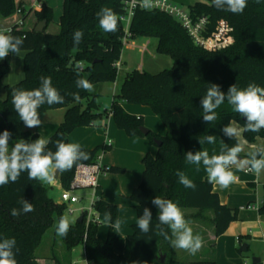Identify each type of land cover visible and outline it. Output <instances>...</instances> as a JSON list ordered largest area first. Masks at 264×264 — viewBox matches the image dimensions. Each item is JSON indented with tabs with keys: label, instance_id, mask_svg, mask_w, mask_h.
Wrapping results in <instances>:
<instances>
[{
	"label": "trees",
	"instance_id": "trees-1",
	"mask_svg": "<svg viewBox=\"0 0 264 264\" xmlns=\"http://www.w3.org/2000/svg\"><path fill=\"white\" fill-rule=\"evenodd\" d=\"M129 0H63V14L60 18L56 34L47 33L53 21V10L43 4L41 11L35 12L36 26L46 21L43 33L19 28L13 24L11 35L24 39L21 48L25 52L23 58V79L16 85L6 86V96L0 98V133L5 129L12 133L10 141L21 139L31 142L38 134L24 130V123L20 121L12 104L14 88L33 90L40 87L41 77H50L52 85L64 97L62 104L51 106L44 104L39 109L40 118L52 110L67 109L64 121L50 137L46 151L56 150V142H69V137L78 128L91 127L108 119L110 115L116 126L129 137L139 136L148 138L155 143L161 141L155 157L146 155L142 163L144 173L140 184L134 188L129 200L135 203L137 218L143 214L145 207L152 212V231L145 235L132 227V234L128 239L129 256L125 255V245L118 238L113 228L104 241L98 237L99 226L91 224L86 227V220L82 224L76 222L70 225L66 237H60L69 255L79 245L84 246L85 260L88 264H215L208 260L184 262L176 257L175 248L169 240L159 235L158 210L152 205L155 196L171 199L181 210H195L196 214L188 216L189 220H208L216 237L223 235L231 223L238 220V210L223 205L214 184H210L203 166L199 170L196 166L185 162V152L202 149L209 154H220L223 144L229 147L237 141L228 139L221 129L230 120L238 121L241 126L244 120L232 110V106L225 101L216 109L217 120L205 123L200 106L201 97L206 94L209 84H217L227 93L232 84L245 88L249 83H256L264 87V0H247V7L242 14H232L218 10L212 6L211 0L207 4H197L190 9L192 16H206L210 21V31L216 29L218 23L224 20L230 27V35L234 44L220 51L210 52L197 46L181 27L169 15L158 10H138L135 12L129 26L131 40L140 38L157 41L156 53L167 56L172 60L170 69L153 74L148 71H128L120 83L119 91L113 97L109 110L100 112L97 96L76 87L78 79L75 66L82 63L83 71L79 77L89 80L92 85L101 83H115L120 72L116 64L122 59L124 27L121 18L125 14V5ZM111 8L118 16V30L114 33L105 32L99 25L97 13L101 8ZM21 9V19L25 20L31 13L23 4H16V0H0V18L7 19ZM82 30L84 35L78 47L73 45V33ZM11 54L0 63V81L11 69ZM80 96L79 101L74 95ZM141 105L151 108L152 112L165 125L166 136L159 137L152 131L142 134L143 119L128 114L123 104ZM93 122L95 124L93 125ZM206 135H215V144L200 145L198 140ZM243 138L249 144L257 139H264V129L259 132H244ZM89 154L87 161L81 164H94L102 152L108 147H97L93 150L82 149ZM59 173V180L64 190L70 188L76 168ZM177 171H183L189 179L197 185L195 190L186 189L178 182ZM109 173L122 174L124 169L109 167ZM264 194V186H263ZM26 199L34 206V211L22 213L17 217L10 215L13 208L20 209V201ZM95 209L101 216H109L112 225L116 221L117 205L109 204L103 199L95 203ZM66 205L57 204L49 195L48 188L38 180H29L27 173H22L15 183L0 186V239L15 238L17 241V264H37L36 252L41 246L44 236L56 225L66 212ZM210 212L212 217H207ZM260 215H264V195L258 208ZM171 237V231L166 225H161ZM86 241L84 242V237ZM240 255L242 253L239 252ZM161 256H166L163 262ZM56 264H62L54 258Z\"/></svg>",
	"mask_w": 264,
	"mask_h": 264
},
{
	"label": "clouds",
	"instance_id": "clouds-1",
	"mask_svg": "<svg viewBox=\"0 0 264 264\" xmlns=\"http://www.w3.org/2000/svg\"><path fill=\"white\" fill-rule=\"evenodd\" d=\"M261 0H256L260 3ZM212 6L218 10L228 11L232 14H242L247 7V0H211ZM140 7L150 9L153 7V0H140ZM100 27L105 32L114 33L118 30L119 19L117 14L111 8H101L97 13ZM83 31L76 30L73 33V45L78 47L83 39ZM24 39L14 36L9 32L0 31V60H4L9 54L19 56ZM83 64L77 63L75 71L78 79L76 87L84 91L92 92L94 87L92 83L79 77V72L83 71ZM74 100L79 101L80 96L73 94ZM225 101L232 106V110L243 120L241 126L238 121L230 120L221 132L228 139H235L237 142L229 147L223 144L220 154H209L206 149H200L195 152L189 150L185 152V162L196 166L199 170L203 166L207 173V179L210 184L218 185L220 188H228L231 184L238 182L239 177L230 170L235 166L238 170L255 172L257 176L264 171V147L253 146L248 152L247 158H240V153L244 151L246 140H241L244 132H259L264 129V87L252 82L245 88L232 84L227 93L223 92L219 85L209 84L206 94L201 97L200 106L204 115L202 119L205 123H212L217 120L216 109ZM64 97L52 85L50 77H41L40 87L33 90H24L14 88L12 91V104L27 128H40L42 120L38 109L47 104H62ZM95 122H93V125ZM12 133L5 129L0 133V186L10 182L15 183L22 173H27L29 180H38L42 183L52 184L58 173L70 171L78 162L87 161L89 154L82 150L78 143L56 142V150L46 151L49 140L38 137L31 142L21 139L10 146L9 141ZM215 135H206L198 143L202 146L205 143L215 144ZM108 144L111 141H107ZM178 182L186 189L195 190L197 185L183 171H177ZM158 210L157 219L159 221L158 234L164 239L169 240L174 248L186 250L195 254L203 246L202 237L194 235L193 229L185 219L183 212L177 203L171 199L155 196L151 200ZM21 208H13L10 215L17 217L22 213L33 212L34 206L26 199L20 201ZM153 220L152 212L149 208L143 209V214L139 216L137 228L145 235L152 231L151 222ZM161 225H166L171 231V237ZM119 227V224L116 225ZM70 230V222L66 216H61L56 225V235L66 237ZM15 238L0 239V264H17L16 255L18 249Z\"/></svg>",
	"mask_w": 264,
	"mask_h": 264
},
{
	"label": "crops",
	"instance_id": "crops-1",
	"mask_svg": "<svg viewBox=\"0 0 264 264\" xmlns=\"http://www.w3.org/2000/svg\"><path fill=\"white\" fill-rule=\"evenodd\" d=\"M169 1L179 6L188 4L190 6L188 10L192 9L197 4H201L199 1L204 2V4H207L205 0ZM55 2H57V0H16V4H23L26 9L31 10V13L25 20L24 29L31 30L36 26L37 21L34 14L35 12L41 11V8L43 7L42 5L45 4L53 10V18L55 12H57L58 15V18L55 20V31L49 32L50 27H48L47 33H58V24L63 14V0L57 3ZM19 18L21 17L15 15L7 19L0 18V31H7L10 27L13 26L15 22H17L16 20H18ZM131 41L132 43L129 47L136 50H140L142 53H149L153 55V51H156L157 49L158 43L155 42L153 45V39L140 38ZM19 55L20 56H17L15 54L10 55L11 71L9 75L3 79L6 82L4 87L16 85L17 80H19L20 82L24 77L23 58L25 56V52L20 51ZM153 59L154 61L159 60V58H156V56H153ZM3 62L4 60H0V63ZM120 63L121 69L124 64H127L126 61H124L123 59H121ZM170 63L172 66V62ZM137 70L143 71L142 63L140 64V67ZM12 72H15L16 74L15 81L8 80V77L12 74ZM103 84L108 85L109 83H101V85ZM111 84H113V87L109 89V94L114 97L118 92V84L117 82ZM1 92L2 90L0 88V98L4 100L6 96V91H3L4 95H2ZM94 96L98 95L96 94ZM123 107L128 114L142 118L143 123L145 124L144 127H147L154 134L162 138L166 136L165 125H163V123L158 120L159 118L152 112L151 108L141 105H129L126 103L123 104ZM66 111L67 109L48 111L41 119L42 125L40 128H27L24 125V130L30 132V134H38V136L49 140L50 137L55 133L58 126L64 121ZM56 117H58V119ZM241 140H244L243 133L241 136ZM107 141H111V143L108 144ZM69 142L78 143L82 149L88 150H93L97 147H108L109 150L106 152H102L103 154H101L98 158L101 164L107 168L119 167L124 169L125 173L122 174L111 173L112 175H115L114 177H112L118 179L117 181L120 185L117 193L118 195H115L110 191L106 179L102 177L99 178L98 193H100V199H103L109 204L117 205L118 213L116 221L113 225L112 223H109V226L113 228L114 234L123 241L126 248L125 255L129 256L128 239L129 236L132 234L133 225L138 222L136 205L135 203L129 200V196L131 195L132 191L135 190L134 188H136L141 182L142 175L144 173V164L142 163L143 158L146 155H151L152 157H155L158 151V146L152 141H150L148 138L139 136L129 137L123 130H120L116 126L111 115L108 119H105V126L102 125L101 121L100 123H97L96 125L91 127L76 129L71 133L69 137ZM254 145L257 147H264V139H257L254 144H249L247 142L244 145V151L240 153V157L247 158V154L249 152L247 151V148H249L251 151ZM119 152H127L129 154V157L134 160L136 170L133 171V175L130 179L122 178L126 177L125 175L130 169L127 167L128 161H116L115 155ZM137 165L141 166V168L137 167ZM230 170L233 171L234 174L239 177L238 182L231 184L228 188H220L218 185L214 184V191L217 192L220 201L223 205H226L231 209L238 210V220L231 223L227 231L223 235H221L220 237H216L213 233L212 226L208 220L186 219L188 216L196 214L195 210H193V212L191 213L183 212L184 217L189 222L191 228L194 225L200 226L197 235H200L205 238V240H203V244H208V254L202 253L201 257L203 258H201L200 260L212 261L215 262V264H240V260L238 257L240 254L238 252V249H236V246H238L239 244L240 247H242L243 245L247 246L246 252L250 254L251 259H261L260 264H264V215H260L258 212V208L262 202L264 195V171H262L261 174L257 176L255 172L247 174L245 173L246 169L238 170L235 166H232ZM51 186H53L52 188L56 187L61 191L63 190L59 179L54 181ZM91 195L92 194H90V196ZM54 201L56 203L59 202V200ZM81 208L87 207H79L76 208V210H79ZM206 215L207 217H212L210 212H208ZM117 224H119V227H116ZM98 237L100 240L104 241L107 236L105 237V239L100 237L98 230ZM49 247L50 246H47L48 251ZM75 249H73L71 252L74 253ZM44 250L45 247L42 251ZM175 251L178 260L184 262L189 261V258L191 256L190 252L178 248H175ZM71 254L67 255L66 252L60 251L57 254L53 253L49 256L42 254L44 255V257L36 255L37 264H56L54 258H58L62 261V264H64V257L69 258ZM163 257H165L166 261V256H161V259ZM244 264H248V262H244Z\"/></svg>",
	"mask_w": 264,
	"mask_h": 264
},
{
	"label": "rangeland",
	"instance_id": "rangeland-1",
	"mask_svg": "<svg viewBox=\"0 0 264 264\" xmlns=\"http://www.w3.org/2000/svg\"><path fill=\"white\" fill-rule=\"evenodd\" d=\"M57 2H61V0H57ZM55 2V3H57ZM201 4H204V2L199 1ZM183 7V9L188 10L190 8V6L187 4L181 6ZM58 18L57 12L54 13V20L53 22L50 23V28H49V32H54V28H55V20ZM132 43V41H130ZM153 45L155 42H157L156 40L153 39ZM130 43V44H131ZM129 44V46H130ZM125 47L123 52H122V59L124 61H126L127 64H124L122 69L120 70V74L117 80V84H118V88L117 91H119V86L121 81L123 80L124 76L126 75V73L130 70H135L138 69L140 67V64L142 63L143 66V70L148 71L150 73L156 74L159 73L163 70L166 69H170L171 68V63L172 60L167 57V56H162V55H157L156 51H153V55L149 54V53H142L140 50H136L133 49L131 47ZM20 56V55H19ZM153 56L156 58H159V60H155L153 59ZM21 59V57H20ZM9 75V74H8ZM7 75V76H8ZM15 72H12V74L8 77V80L11 81H15ZM19 80H17L16 83H18ZM6 84L5 80H1L0 81V88L2 90L1 94H3V91L5 90L4 85ZM94 87V91L90 92L92 95H98L97 96V104L99 106V110L100 112H104L107 109H110L111 106V102L113 97L109 94V89L113 87V84L109 83L108 85H93ZM58 119V117H56ZM160 121V119H158ZM161 122V121H160ZM147 128V127H146ZM148 129V128H147ZM17 141H9L10 146L15 143ZM247 151H250L249 148H247ZM108 153V152H107ZM103 154V153H101ZM128 156V157H127ZM115 159L116 161H120V160H126L128 161V165L127 167L130 169L128 170L127 174L125 175L126 177H122V178H126V179H130L131 176L133 175V171L136 170L135 168V163L134 160L131 159V157H129V154L127 152H119L116 153L115 155ZM139 164V163H138ZM137 167H140L139 165H137ZM143 168V167H142ZM138 170V169H137ZM115 175H112L111 173H106V175H101L102 178H105L107 181V185L108 188H110V191L115 194L118 195V189H119V183H118V179H115L113 177ZM120 176V175H118ZM123 176V175H121ZM120 178V177H119ZM59 179V178H58ZM114 179V180H113ZM49 190V195L54 199V200H60V196H61V190H59L58 188H52L53 186H51V184H47V183H43ZM106 185V186H107ZM93 193V190L91 189H79L75 191V195L78 197L83 198V200L79 203V204H75L73 205V208H79V207H89L90 204V194ZM100 193H98L99 196ZM182 212H188L191 213L193 212V210H181ZM64 216H66L69 219L70 224L76 222L77 218L79 217V213H75L74 215H70L67 211L64 212ZM108 222V223H107ZM100 226H99V236L104 238L107 236V234L109 233V229L111 228V226H109V223L111 224V219L108 216H101V221H100ZM200 226H192L193 229V233L194 235H197V232L199 231ZM200 236V235H199ZM202 237V236H201ZM107 238V237H106ZM202 240H205V238L202 237ZM208 244H203V246L201 247V249L199 251H197L194 255L191 254L189 261L187 262H193V261H198L201 258V254H208ZM47 246L49 247V251L47 250ZM45 247V250H43V248ZM236 249H239L240 246L238 244V246H236ZM60 251H64L65 252V246L64 243L62 242L60 236L56 235V231L54 228H52L51 230H49L46 235L44 236L43 242L41 244V246L39 247V249L36 252V255L40 256V257H44V255H51L53 253H58ZM67 253V252H66ZM237 254V252H236ZM239 262L240 264H244V262H248V264H252V260L251 256L248 252L243 253L241 256L239 255ZM64 264H87V261L85 260V256H84V246L81 244L79 245L74 253H72L70 255V257L63 259Z\"/></svg>",
	"mask_w": 264,
	"mask_h": 264
},
{
	"label": "built area",
	"instance_id": "built-area-1",
	"mask_svg": "<svg viewBox=\"0 0 264 264\" xmlns=\"http://www.w3.org/2000/svg\"><path fill=\"white\" fill-rule=\"evenodd\" d=\"M125 14L121 18L124 27V37L122 39L123 50L128 47L131 43L129 26L131 20L133 19L135 12L138 10H158L163 12L170 17L174 18L183 29L188 33L193 42L197 46L203 49L215 52L220 51L232 46L234 44V38L230 35V27L228 23L221 20L216 29L210 31V21L206 16L195 17L192 16L189 10L183 9V7L170 2L169 0H153V7L150 9H144L140 7V0H129L125 5ZM21 9H18L15 16H22ZM16 25L19 28H23L25 23L24 20L19 18L16 20ZM12 32L10 27L7 31ZM116 67L118 71L121 70V63H117ZM102 125L105 126V120L102 121ZM109 168L104 167L101 162L98 161L94 164L86 165L81 164L76 168L74 178L70 184V188L67 190H62L60 200L57 204L66 205L67 212L70 215L79 213L80 216L83 215L86 220V227L88 228L91 224L100 226L101 215L95 209V203L100 199L98 196L99 189V178L108 172ZM245 173L249 174L252 171L245 170ZM79 189H91L93 193L90 198V206L87 208H81L76 210L73 205L79 204L83 198L75 195V191ZM86 235L84 237V242L86 241ZM88 264V263H87ZM92 264V263H91Z\"/></svg>",
	"mask_w": 264,
	"mask_h": 264
},
{
	"label": "water",
	"instance_id": "water-1",
	"mask_svg": "<svg viewBox=\"0 0 264 264\" xmlns=\"http://www.w3.org/2000/svg\"><path fill=\"white\" fill-rule=\"evenodd\" d=\"M47 25V22L46 21H42L40 22L36 27H35V32L36 33H43L44 30H45V27ZM140 131L142 132V134L144 135H147L149 133V129H147L146 127H141ZM155 144L159 147L161 145V141H156ZM241 158V157H240ZM59 178V173L57 174L56 178H55V181ZM53 184V183H52ZM84 216L81 215L77 220H76V223L77 224H82V222L84 221ZM247 250V246L246 245H243L242 247H240L238 249V252L240 253H245ZM163 259V262L165 261V257L162 258ZM261 259H258V258H253L252 260V264H260Z\"/></svg>",
	"mask_w": 264,
	"mask_h": 264
}]
</instances>
